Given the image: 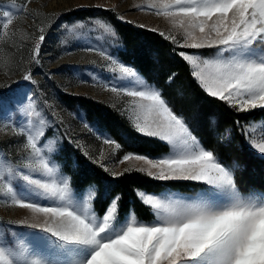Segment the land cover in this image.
Segmentation results:
<instances>
[{"label":"snow or ice","instance_id":"obj_1","mask_svg":"<svg viewBox=\"0 0 264 264\" xmlns=\"http://www.w3.org/2000/svg\"><path fill=\"white\" fill-rule=\"evenodd\" d=\"M30 3L24 0L17 7L13 0L11 8L0 10V48L6 46L0 56V74L11 77L20 73V80L7 86L13 94L24 88L21 81L37 85L34 73L43 67L46 33L56 23L24 32L23 42L30 53L26 61H18L14 49L18 47L19 29L15 22L22 14H30ZM84 7L105 6L77 5V9ZM132 8L167 22V32L147 30L172 45L173 57L208 97L237 113L264 110V0H148L146 5L133 4ZM105 10L116 13L115 6ZM55 15L59 20L63 13ZM116 19L124 21L118 13ZM88 24L105 38L118 37L110 21L102 18L60 25V36H75ZM137 26L146 28L144 24ZM65 42L58 39L61 45ZM83 50L108 62L101 68L108 77L90 73L91 81L82 82L101 84L115 97L128 98L127 106L118 109L119 115L133 132L157 139L167 152L150 157L127 151L119 156L123 145L97 133L111 149L107 154L101 148L92 156L75 143L81 155L102 174L90 178L94 183L76 184L63 171L65 165L53 160L63 151V141L73 143L72 138H57L55 133L47 137L52 127L64 123L60 113L47 99L38 105L35 94L27 97L24 93L28 102L17 101L12 110L17 119L23 118V126L13 123L10 115L0 128L7 137L0 141V200L25 213L17 220L0 221V264H264V193L255 189L242 192L235 175L237 168L254 171L247 160L243 165L236 161L225 165L215 149L206 147L189 121L175 111L162 89L149 83L127 61V53L121 59L91 45ZM53 75L44 73L49 80ZM176 76L169 74L166 82L172 84ZM3 106L0 97V109ZM41 107L51 115L38 110ZM78 118L83 121V117ZM84 126L91 128L87 123ZM257 128L261 129L259 136L254 135ZM215 130L218 140H225L229 146L238 130L241 139L237 149L264 162V122L236 120L223 132L218 124ZM113 157V163L125 165L119 172L109 167ZM260 171L264 175V168ZM133 172L164 187L159 193L134 190L138 202L153 217L148 222L140 220L134 210L123 209V194L111 184V180ZM180 182L195 185L193 194L170 190ZM13 226L32 232L19 233Z\"/></svg>","mask_w":264,"mask_h":264},{"label":"trees","instance_id":"obj_2","mask_svg":"<svg viewBox=\"0 0 264 264\" xmlns=\"http://www.w3.org/2000/svg\"><path fill=\"white\" fill-rule=\"evenodd\" d=\"M116 15L103 8H82L64 13L61 17L67 21L88 18H102L110 21L118 34L115 38L117 48L113 50V53L121 59H125L123 53H127V61L137 67L149 83L162 89L164 96L175 111L189 121L195 134L206 147L215 149L225 165H231L233 161H236L238 165H243L247 160L249 167L254 171L242 172L239 168L235 169L238 186L242 192L247 194V190L255 189L258 193H264V175L260 171L264 168V162L250 154L245 155L237 149L236 146L241 139L238 130L234 131L235 138L231 140L230 146L225 140H218L215 130L218 124L219 131L223 132L231 128L236 120H240L241 123L264 121V110L237 113L224 102L208 97L191 81L185 66L173 57L172 45L159 35L148 31V28H140L137 24L118 20ZM173 72L177 74L176 79L172 84H168L166 78ZM56 96L65 109L80 112L88 124L119 141L123 145L121 152L133 151L150 157H157L167 152L166 146L157 139L147 138L133 132L126 120L104 103L83 95L60 91ZM54 158L59 164L65 165L63 171L71 175L76 184L94 183L90 178L102 174L96 165L87 161L77 147L67 140L63 141V151H60ZM109 179L111 180V177ZM111 184L116 191L123 194V209L134 210L142 221L148 222L153 219L148 210L136 199L134 190L140 188L159 193L164 191L161 182L154 181L144 174L133 172L125 174L122 178L111 180ZM193 188L196 186L191 183L180 182L170 190L192 192Z\"/></svg>","mask_w":264,"mask_h":264},{"label":"rangeland","instance_id":"obj_3","mask_svg":"<svg viewBox=\"0 0 264 264\" xmlns=\"http://www.w3.org/2000/svg\"><path fill=\"white\" fill-rule=\"evenodd\" d=\"M24 0H15L17 7L21 6ZM148 0H31L28 5L29 15L23 14L17 18L15 27L19 29L17 36L18 47L14 49L16 53V59L19 61L22 58L26 61L30 53V48L23 42L24 32H32L34 27L44 25L47 27L49 23L56 21L53 26L47 30L46 40L42 48L41 59L43 61V67L41 70L34 73V79L38 82L37 85H32L28 82L21 81L24 84V88L18 93L13 94L8 92V87L14 85L20 80V73L7 77L0 74V97L4 100L3 109H0V128L4 122L9 120L11 115L12 122L23 126L25 121L23 118L17 119L12 110L16 108L17 101L21 103H27V97H33L37 101L38 105H42V101L47 99L55 107V110L60 113L64 123L62 125H56L48 132L47 137L52 138L53 134L60 136H70L73 140V145L76 147L75 142H79L85 150H87L92 156L98 155L101 148L105 150L107 154L111 151L108 145H104L100 135H106L99 132L92 125L91 128L84 126L85 119L83 121L78 117L83 115L76 110L65 109L57 99V92H64L74 95H83L92 99L98 100L110 108L118 112V109L126 107V101L128 98H117L114 94L105 91L103 85L83 83L82 81H91L90 73H95L97 76L107 79L108 73L101 71L102 67H106L107 63L98 55L93 53H87L83 50L85 46H93L97 48H103L108 52H112L117 48L116 40L113 38H105L97 31L91 24H88L84 29H80L75 36L62 37L60 32L63 31L60 25L70 24L75 19L67 21L61 16L57 20V13H67L69 9L77 10V5H104L103 9L112 6L116 7V14H120L124 17V21H131L134 24L146 25V28H159L163 31L169 30L167 22L148 11H141L132 8L133 4L146 5ZM13 0H0V10L9 9L12 7ZM91 8V7H84ZM82 9V8H80ZM39 10V14L37 11ZM48 14V15H45ZM84 19L85 21L89 20ZM58 39H65V44L58 43ZM6 48V46H5ZM5 48H0V56L5 54ZM71 49V51H68ZM210 51V50H209ZM114 54V53H113ZM115 55V54H114ZM52 72L54 75L52 78L46 79L44 73ZM27 93V97L24 96ZM43 93V95H41ZM112 105H115L113 107ZM42 112L51 115V111L48 109L38 108ZM119 113V112H118ZM256 124H261L264 121H251ZM88 124V123H87ZM58 129V131H57ZM261 129L257 128L254 135L259 136ZM8 136H11V131L8 132ZM108 136V135H107ZM7 139L0 130V141ZM66 140V139H65ZM124 153L119 152L118 155L122 156ZM53 156V160H54ZM115 157L111 158L108 163L109 167H112L115 172H119L125 165H116L113 163ZM56 163L58 161L54 160ZM59 164V163H58ZM182 195H192L193 192H179ZM25 215L24 211L15 208H9L6 206L3 200H0V221L7 222L9 220H17ZM13 229L19 233H30L31 229L24 227L13 226Z\"/></svg>","mask_w":264,"mask_h":264}]
</instances>
